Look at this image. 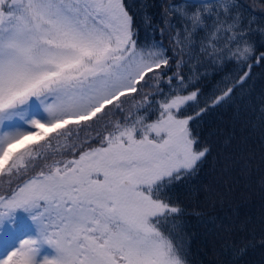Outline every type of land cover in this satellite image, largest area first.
Returning a JSON list of instances; mask_svg holds the SVG:
<instances>
[{"label":"snow or ice","instance_id":"obj_1","mask_svg":"<svg viewBox=\"0 0 264 264\" xmlns=\"http://www.w3.org/2000/svg\"><path fill=\"white\" fill-rule=\"evenodd\" d=\"M160 9L159 20L143 12L141 39L128 0H0V228L17 211L36 228L0 243V264H37L41 244L57 252L42 264H191L189 216L214 264L264 249V209L257 234L198 183L213 152L198 128L231 110L259 147L229 134L213 167L258 173L264 190V0ZM49 133L68 141L50 163L51 138L37 142Z\"/></svg>","mask_w":264,"mask_h":264},{"label":"trees","instance_id":"obj_2","mask_svg":"<svg viewBox=\"0 0 264 264\" xmlns=\"http://www.w3.org/2000/svg\"><path fill=\"white\" fill-rule=\"evenodd\" d=\"M128 2L136 15L137 24L140 26L141 39H143L145 35V28L141 22L143 12L147 11L159 20L160 5L163 0H128ZM144 4L148 5L147 9L143 8ZM260 71V69H256L257 73ZM202 86L205 91L210 87L207 83L202 84ZM198 131L201 137L208 138L213 146L212 155L209 157V162L201 171L198 183L202 188L207 187L214 193H218L224 197V208H217V211L221 215L225 213L231 214L230 208L238 207L241 219L251 217L256 221L255 225H249V227H255L258 234L260 230L259 217L262 209H264V190H261L257 184L258 173L246 176L241 174L238 167L224 172L221 170L218 163L213 167V159L221 152L220 144L225 136L229 134L234 136V147H255L257 149L259 147L258 137L250 133L242 124L234 122L231 110H220L212 117H206L204 122L200 124ZM209 133H213V135L209 137ZM49 134L37 141L40 144H45L42 140L46 138L47 140L51 138L52 141L50 147L45 145V147L41 149V156L48 155V153H50V155H60L67 146L68 141L65 137L57 139L58 133ZM45 152H47V154ZM49 161L50 156L47 162ZM37 163L41 164L45 163V161L41 159L37 161ZM30 173L31 171L29 174ZM229 188H231V191L228 190ZM174 197L179 198L183 203L189 202L186 190L182 186L177 187ZM201 203H203V201H201ZM186 219L189 221L187 230L194 234L189 255L191 264H214L218 257L213 253L210 241L204 238L202 235L203 230L198 227L194 218L189 216L186 217ZM262 261H264V249L255 248L249 250L248 255L244 257L243 264H262Z\"/></svg>","mask_w":264,"mask_h":264},{"label":"rangeland","instance_id":"obj_3","mask_svg":"<svg viewBox=\"0 0 264 264\" xmlns=\"http://www.w3.org/2000/svg\"><path fill=\"white\" fill-rule=\"evenodd\" d=\"M46 141L47 138L45 140H42L43 143H45ZM29 143L31 144L33 142H29ZM45 153L47 154V152ZM47 156L48 157L50 156V161L48 163L52 162L55 159L61 158V155H55V154L50 155V153H48ZM8 179L9 177H4L0 179V184L6 183ZM11 179L15 181L16 177H12ZM15 215L17 219L14 228L12 227L11 223H9L8 221L5 222L4 227L0 228V243H2L4 247L14 245L20 238H23L24 236L36 235V228L32 224L31 220L28 218V215L26 213H23L22 211H17ZM56 256H57V252L52 246L48 244H41L39 246V252L36 257L37 264H42L45 258L53 259Z\"/></svg>","mask_w":264,"mask_h":264}]
</instances>
